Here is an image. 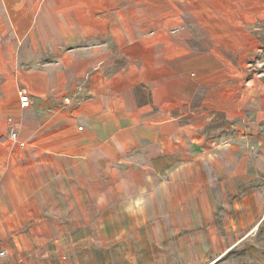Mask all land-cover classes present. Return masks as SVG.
<instances>
[{
    "label": "crops",
    "instance_id": "1",
    "mask_svg": "<svg viewBox=\"0 0 264 264\" xmlns=\"http://www.w3.org/2000/svg\"><path fill=\"white\" fill-rule=\"evenodd\" d=\"M117 19L110 0H0V235L51 220L21 211L90 210L96 182L109 180L112 163L121 161L120 178L134 184L126 181L119 194L136 213L147 211L137 217L140 225L166 221L168 257L183 260L178 264H264V154L197 156L187 147L191 131L212 115L232 119L244 103L250 107L254 75L217 48L192 55L176 50L173 37H144L139 28L137 37L121 38ZM111 34L124 65L94 43ZM197 89L196 123L189 103ZM10 117L16 141L7 137ZM195 157L197 181L189 166L175 169ZM149 163L161 164L153 177L166 172L177 185L141 187Z\"/></svg>",
    "mask_w": 264,
    "mask_h": 264
},
{
    "label": "rangeland",
    "instance_id": "2",
    "mask_svg": "<svg viewBox=\"0 0 264 264\" xmlns=\"http://www.w3.org/2000/svg\"><path fill=\"white\" fill-rule=\"evenodd\" d=\"M110 1L112 17L118 18L119 26L126 32L121 38L137 37L139 28L144 37H173L176 50L185 48L192 55L217 48L238 68L254 75L251 88L255 90L249 97L250 107L244 103L232 119L217 113V120L212 115L208 125L195 127L187 143L191 155L264 154V0ZM115 20L112 26L117 25ZM132 27H136V31L130 34L128 29ZM117 37L111 34L104 42L94 43L111 49L114 63L120 66L126 64L127 59L118 51ZM79 45L86 53L88 44ZM198 65L193 59L192 69ZM194 74L192 70V78ZM202 93L203 89H197L189 103L194 111L190 117L196 123L200 118L197 108ZM197 162L198 157L190 163H176L175 169L189 166L192 180L197 181ZM122 165L121 161L112 163L111 178L96 182L94 204L88 211H21L26 219L41 215L51 220L45 225L30 221V224L10 227L12 236L0 235V250L6 251V255L0 257V264H178L183 261L168 257L173 246L172 242L168 244L172 234H168L166 221L161 218L155 221L158 225L150 221L140 225L137 217L141 218V214L145 217L147 211L136 213L119 194V188L126 181L134 184L131 178H120ZM160 166V163L145 164L141 187L148 190L177 185L176 179L166 172L161 177H153V168ZM239 186L245 187L246 182L240 180ZM109 187L110 190L101 193V189ZM67 203L70 206L69 198Z\"/></svg>",
    "mask_w": 264,
    "mask_h": 264
},
{
    "label": "built area",
    "instance_id": "3",
    "mask_svg": "<svg viewBox=\"0 0 264 264\" xmlns=\"http://www.w3.org/2000/svg\"><path fill=\"white\" fill-rule=\"evenodd\" d=\"M19 102L21 106H27L28 97L25 93H20ZM78 130H82V126H78ZM7 137L11 141H16L18 139L16 125L12 117L8 118L7 121ZM5 255L6 251L4 249L0 250V257H3Z\"/></svg>",
    "mask_w": 264,
    "mask_h": 264
}]
</instances>
